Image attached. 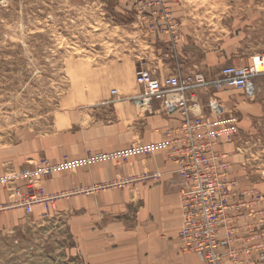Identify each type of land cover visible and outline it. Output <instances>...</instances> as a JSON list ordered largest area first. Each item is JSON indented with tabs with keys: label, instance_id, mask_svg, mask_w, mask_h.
Returning <instances> with one entry per match:
<instances>
[{
	"label": "rangeland",
	"instance_id": "1",
	"mask_svg": "<svg viewBox=\"0 0 264 264\" xmlns=\"http://www.w3.org/2000/svg\"><path fill=\"white\" fill-rule=\"evenodd\" d=\"M185 7L191 21L180 19ZM171 11L175 43L151 33L134 0H0V176L46 158L66 122L106 118L110 104L101 101L132 81L133 57L165 76L207 59L246 65L264 52V0H174ZM184 50L191 55L176 56ZM220 98L239 117L230 146L240 180L264 197V85L258 81L252 97ZM80 196L57 200L47 215L0 213V264H82L67 207Z\"/></svg>",
	"mask_w": 264,
	"mask_h": 264
},
{
	"label": "built area",
	"instance_id": "2",
	"mask_svg": "<svg viewBox=\"0 0 264 264\" xmlns=\"http://www.w3.org/2000/svg\"><path fill=\"white\" fill-rule=\"evenodd\" d=\"M134 1L151 18V33L169 35L175 43L179 28L171 11L174 0ZM254 57L259 61V69ZM254 57L246 65H223L209 78L196 69L176 67L162 76L145 64L137 65L134 83L138 92L128 100L143 112H152V106L157 104L158 113L175 117L176 125L166 129L157 143L134 141L123 149L86 151L80 157L63 156L58 162L40 158L29 167L6 172L0 176V189L6 193L0 213L17 209L31 215L38 208L42 215H47L57 200L67 196L157 184L164 174L147 170L116 177L108 183L73 188L65 194H49L42 186L54 174L104 162L123 163L133 157L153 160L162 152L173 166L169 173L181 180V252L196 255L204 264H264V197L257 191L239 189L232 155L222 150L236 140L239 117L226 110L220 95L236 92L252 97L257 82L264 85V52ZM111 96L109 103L117 100L119 94L112 90ZM245 218L255 222L236 226L239 219Z\"/></svg>",
	"mask_w": 264,
	"mask_h": 264
},
{
	"label": "crops",
	"instance_id": "3",
	"mask_svg": "<svg viewBox=\"0 0 264 264\" xmlns=\"http://www.w3.org/2000/svg\"><path fill=\"white\" fill-rule=\"evenodd\" d=\"M187 10L185 7L181 11L182 21H191ZM194 18L197 20V17ZM156 35L160 37L161 34ZM178 55L185 58L191 52L178 51ZM134 58L128 64L132 81L108 91L116 90L119 94L114 102L109 103L112 98L109 93L101 101L102 107L110 104L106 118H95L90 114L79 122H66L64 129L54 136V143L44 150L43 154L49 161L58 162L63 156L80 157L86 151L100 153L123 149L134 141L157 143L163 139L166 129L176 125L175 117L158 113L157 104L152 106V112H143L128 100L138 92L134 83L136 66L145 64L148 67L145 61ZM178 67L183 68V65ZM221 67L220 59H207L205 63L186 69L203 71L209 78L215 76ZM222 150L231 154L230 145L223 146ZM231 160L237 171L239 189L247 191L240 180L239 167L232 157ZM147 170L162 172L163 180L152 185L137 184L128 189H107L68 201L67 207L74 208L70 230L74 239L81 243L82 264H204L196 255L181 252L178 240L181 180L169 173L173 171V166L162 152L157 153L153 160L133 157L123 163L104 162L54 174L44 181L43 186L47 193L56 194L74 187L108 183L116 177ZM5 201L6 193L0 189V203ZM34 212H39V209ZM253 222L250 218L239 219L236 226ZM222 264L232 263L224 261Z\"/></svg>",
	"mask_w": 264,
	"mask_h": 264
},
{
	"label": "bare ground",
	"instance_id": "4",
	"mask_svg": "<svg viewBox=\"0 0 264 264\" xmlns=\"http://www.w3.org/2000/svg\"><path fill=\"white\" fill-rule=\"evenodd\" d=\"M253 61L256 64L257 68L259 69L260 65H259V61H258L257 57H254Z\"/></svg>",
	"mask_w": 264,
	"mask_h": 264
}]
</instances>
